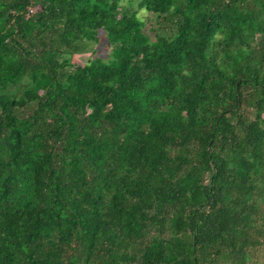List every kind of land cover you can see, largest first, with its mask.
<instances>
[{"label": "trees", "instance_id": "trees-1", "mask_svg": "<svg viewBox=\"0 0 264 264\" xmlns=\"http://www.w3.org/2000/svg\"><path fill=\"white\" fill-rule=\"evenodd\" d=\"M0 264H264V0H0Z\"/></svg>", "mask_w": 264, "mask_h": 264}, {"label": "rangeland", "instance_id": "rangeland-1", "mask_svg": "<svg viewBox=\"0 0 264 264\" xmlns=\"http://www.w3.org/2000/svg\"><path fill=\"white\" fill-rule=\"evenodd\" d=\"M130 1H132L133 6L136 7L138 0H130ZM145 15H146V13H141V12H139V14H138V16L139 17H142V18ZM100 34H101V36H100L99 43L97 45H94L92 47L93 50H94L93 56L91 55V52L84 53V54H80V55H75L71 59V62L74 65H80V66H82V65H84L88 61L89 58H92V57L93 58L94 57H101V58H104V59L107 58L108 53L110 51V47L108 46V43H107L105 37L102 35V33H100Z\"/></svg>", "mask_w": 264, "mask_h": 264}]
</instances>
